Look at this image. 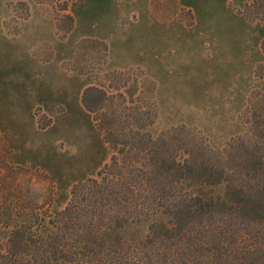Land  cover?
I'll list each match as a JSON object with an SVG mask.
<instances>
[{
  "label": "rangeland",
  "instance_id": "374dc122",
  "mask_svg": "<svg viewBox=\"0 0 264 264\" xmlns=\"http://www.w3.org/2000/svg\"><path fill=\"white\" fill-rule=\"evenodd\" d=\"M263 45L264 0H0V168L52 221L76 185L125 154L95 115L177 149L184 127L231 155L264 132Z\"/></svg>",
  "mask_w": 264,
  "mask_h": 264
},
{
  "label": "trees",
  "instance_id": "16d2710c",
  "mask_svg": "<svg viewBox=\"0 0 264 264\" xmlns=\"http://www.w3.org/2000/svg\"><path fill=\"white\" fill-rule=\"evenodd\" d=\"M91 90L82 103L96 114L86 100ZM121 118L109 117L106 126L94 119L112 148L125 145L124 156H112L97 178L76 185L52 221L17 189V171L0 168L9 242L0 264H264V132L238 138L229 155L184 127L178 149L171 136L135 137L131 127L118 128ZM46 222L51 230L42 233ZM140 224L143 234L129 233Z\"/></svg>",
  "mask_w": 264,
  "mask_h": 264
}]
</instances>
